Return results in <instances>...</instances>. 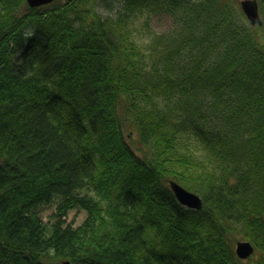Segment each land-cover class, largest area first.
<instances>
[{
  "label": "trees",
  "instance_id": "obj_1",
  "mask_svg": "<svg viewBox=\"0 0 264 264\" xmlns=\"http://www.w3.org/2000/svg\"><path fill=\"white\" fill-rule=\"evenodd\" d=\"M124 1L0 0V264H264V0L254 27L236 0ZM153 5L176 24L143 48L125 16Z\"/></svg>",
  "mask_w": 264,
  "mask_h": 264
},
{
  "label": "rangeland",
  "instance_id": "obj_2",
  "mask_svg": "<svg viewBox=\"0 0 264 264\" xmlns=\"http://www.w3.org/2000/svg\"><path fill=\"white\" fill-rule=\"evenodd\" d=\"M65 1V0H60ZM240 7V0H236ZM126 2L124 0H100L97 9L100 13L104 15H119L123 9H125ZM127 15L125 16V23L128 26V31L132 33V39L142 45L143 48H146L147 43H149L150 38L154 33H162L164 31H171L174 29L176 21L174 18L164 9H160L156 5L153 6H144L142 8L133 7L127 9ZM244 14V13H243ZM246 17V15L244 14ZM249 25L255 26L256 24H251L247 18ZM241 22V19L238 20ZM262 24V23H261ZM257 24V25H261ZM148 59L150 55H145ZM133 146L136 147L137 136L134 134ZM131 142V143H132ZM53 205H43L40 206L39 212L42 214L44 220H48L53 213ZM85 217L84 210L71 209L69 214L66 217V221H73L74 224H80L81 220Z\"/></svg>",
  "mask_w": 264,
  "mask_h": 264
},
{
  "label": "water",
  "instance_id": "obj_3",
  "mask_svg": "<svg viewBox=\"0 0 264 264\" xmlns=\"http://www.w3.org/2000/svg\"><path fill=\"white\" fill-rule=\"evenodd\" d=\"M52 0H27L29 6H39L41 4L49 3ZM240 7L243 13L248 18L251 24H261L262 18L259 14V6L257 0H240ZM173 194L181 205L190 208H201L202 200L199 194L188 190L184 185H180L175 179H169ZM254 245L248 239H237L235 242V254L241 259H247L252 254ZM64 264H70L68 260L63 261Z\"/></svg>",
  "mask_w": 264,
  "mask_h": 264
}]
</instances>
